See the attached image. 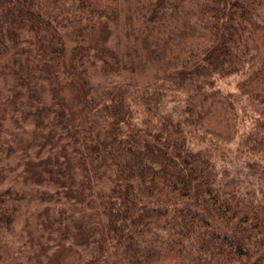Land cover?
Here are the masks:
<instances>
[{
	"label": "trees",
	"instance_id": "1",
	"mask_svg": "<svg viewBox=\"0 0 264 264\" xmlns=\"http://www.w3.org/2000/svg\"><path fill=\"white\" fill-rule=\"evenodd\" d=\"M0 264H264V0H0Z\"/></svg>",
	"mask_w": 264,
	"mask_h": 264
},
{
	"label": "rangeland",
	"instance_id": "2",
	"mask_svg": "<svg viewBox=\"0 0 264 264\" xmlns=\"http://www.w3.org/2000/svg\"><path fill=\"white\" fill-rule=\"evenodd\" d=\"M235 79L224 80L221 82V88L224 91H231L234 88Z\"/></svg>",
	"mask_w": 264,
	"mask_h": 264
}]
</instances>
